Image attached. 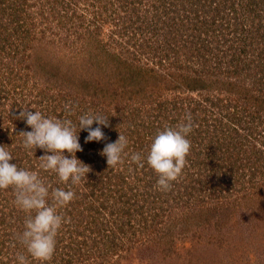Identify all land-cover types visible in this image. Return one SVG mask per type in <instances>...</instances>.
<instances>
[{
	"label": "rangeland",
	"instance_id": "1",
	"mask_svg": "<svg viewBox=\"0 0 264 264\" xmlns=\"http://www.w3.org/2000/svg\"><path fill=\"white\" fill-rule=\"evenodd\" d=\"M263 106L264 0H0V146L40 172L45 152L23 147L32 129L17 119L40 111L73 122L91 168L79 185L41 169L49 193L75 192L47 264H264ZM88 112L108 121L92 125L104 140L86 142ZM187 113L186 165L159 191L130 157ZM120 133L127 156L109 168L100 153ZM14 201L0 190V264H40Z\"/></svg>",
	"mask_w": 264,
	"mask_h": 264
},
{
	"label": "clouds",
	"instance_id": "2",
	"mask_svg": "<svg viewBox=\"0 0 264 264\" xmlns=\"http://www.w3.org/2000/svg\"><path fill=\"white\" fill-rule=\"evenodd\" d=\"M65 110L69 115L72 114L70 104L65 105ZM17 119L25 120L32 129L19 134L23 137V147L28 150L40 148L45 152L38 158L40 169L55 173L64 184L70 181L71 185H79L87 178L91 168L76 157V153L83 149L76 127L70 119L45 117L40 111L25 109ZM94 123L108 125V121L100 114L88 112L79 117L80 131H88L86 142L105 139L101 127H92ZM193 127L192 115L187 113L184 120L175 127L165 126L157 132L146 158L141 153L131 155L130 162L142 168L146 159L147 165L155 171L158 176L155 185L157 190H171L172 182L177 181L182 174L191 147L187 136ZM127 145L128 140L121 133L117 141L105 145L100 154L106 157L109 168L124 162ZM65 151L71 158L65 155ZM12 160L11 152L5 146H0V190L11 187L15 194L16 207L27 214L24 230L18 234L17 239L33 260L47 264L54 256L59 230L63 224L70 223V218L64 217L58 210L73 201L75 192L71 189L54 188L49 193L51 186L44 183L38 172L20 168L11 163ZM16 259L19 264H29L23 254L17 253Z\"/></svg>",
	"mask_w": 264,
	"mask_h": 264
},
{
	"label": "trees",
	"instance_id": "3",
	"mask_svg": "<svg viewBox=\"0 0 264 264\" xmlns=\"http://www.w3.org/2000/svg\"><path fill=\"white\" fill-rule=\"evenodd\" d=\"M256 102H259L257 99H254L253 100V103H256ZM257 104V103H256ZM263 108H264V106H263ZM36 172H38V171H36ZM38 174H39V176H41L42 175V170L40 169V172H38Z\"/></svg>",
	"mask_w": 264,
	"mask_h": 264
}]
</instances>
